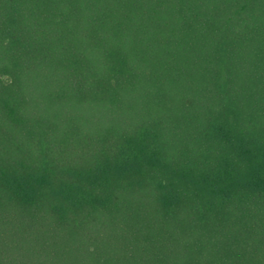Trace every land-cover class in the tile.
<instances>
[{
	"label": "trees",
	"instance_id": "obj_1",
	"mask_svg": "<svg viewBox=\"0 0 264 264\" xmlns=\"http://www.w3.org/2000/svg\"><path fill=\"white\" fill-rule=\"evenodd\" d=\"M0 264H264V0H0Z\"/></svg>",
	"mask_w": 264,
	"mask_h": 264
}]
</instances>
